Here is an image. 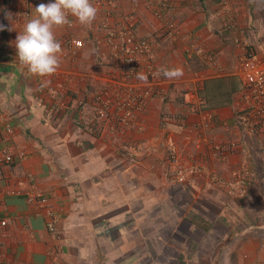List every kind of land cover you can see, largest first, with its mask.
Wrapping results in <instances>:
<instances>
[{"label": "crops", "instance_id": "1", "mask_svg": "<svg viewBox=\"0 0 264 264\" xmlns=\"http://www.w3.org/2000/svg\"><path fill=\"white\" fill-rule=\"evenodd\" d=\"M40 1L54 2L0 0V264H150L156 198L174 199L173 230L184 228L188 238L177 240L189 248L174 244L172 253L155 254L157 264H264V133L245 132L234 118L244 106L236 40L264 61V0H163L160 15L161 0H90L98 9L90 27L69 14L55 29L60 65L46 77L21 67L13 43ZM167 19L176 27L170 34ZM105 21L156 38L150 64L182 68L183 76L146 83L125 76L99 26ZM192 44L215 63L197 49L190 56ZM130 86L153 92L126 129L98 115L94 95ZM232 142L221 158L216 145ZM5 152L23 155L8 165ZM190 166L183 181L165 176ZM243 175L239 198L226 183Z\"/></svg>", "mask_w": 264, "mask_h": 264}, {"label": "built area", "instance_id": "2", "mask_svg": "<svg viewBox=\"0 0 264 264\" xmlns=\"http://www.w3.org/2000/svg\"><path fill=\"white\" fill-rule=\"evenodd\" d=\"M161 0L159 15L161 10L165 6ZM47 4V1H40L39 4ZM111 5V3H110ZM158 14V11H157ZM104 34V39L107 45L111 49L113 60L117 63V66L125 76L132 79L136 78V73L141 69H145V74L148 80L157 82L160 76L154 75L161 67L150 64V55L154 39L156 38H137L132 32V25H126L121 28H112L107 21L99 25ZM231 26V25H230ZM166 33H172L176 29L174 20L167 19L165 22ZM159 37L163 35L158 34ZM156 41V40H155ZM237 44H240L242 53L239 55L238 63L241 72V77L244 85L243 102L244 106L237 110L234 114L235 122L238 128L241 130L252 133L260 134L264 133V61L259 57L258 53L252 48L242 43L240 40H236ZM195 45H190L188 48L189 55L196 50ZM200 50L208 63H215V56L210 51ZM153 89L148 87H128L126 92L112 96L109 94L97 93L94 95V103L97 106V113L99 116L110 115L120 127L131 128L137 122V111L140 105L152 95ZM128 95V97H126ZM199 107L198 103H193V110ZM7 132L12 131L11 126L7 129ZM236 143H229L228 149L222 148L221 144L216 145L217 154L226 159L228 152L234 150ZM169 149L172 151V142H169ZM170 152V151H169ZM173 152L169 155L172 157ZM22 153L13 154L12 152H5L2 156L1 162L3 164H12L15 159L22 157ZM195 167L190 166L187 168L176 167L173 170L167 172V175L171 176L174 181H183L187 176L194 173ZM0 175L2 172L0 170ZM29 180H32V175H28ZM21 183H19L20 185ZM227 188L235 192L239 198L246 196V176H240L237 179V184L226 183ZM11 193H15L11 191ZM36 196V195H35ZM38 201L45 205L48 203L47 198L38 193ZM33 196L27 197L31 200ZM6 221L0 219V226H4ZM47 228L49 231L55 230V217L52 216L51 220L47 222Z\"/></svg>", "mask_w": 264, "mask_h": 264}, {"label": "clouds", "instance_id": "3", "mask_svg": "<svg viewBox=\"0 0 264 264\" xmlns=\"http://www.w3.org/2000/svg\"><path fill=\"white\" fill-rule=\"evenodd\" d=\"M97 12V7L90 0H54L37 5L35 15L19 31L13 42L21 67L40 77L54 74L60 65L62 52L61 44L55 37V29L69 23V14L81 25L90 27ZM2 30L4 26L0 25ZM154 75H163L169 80L179 79L183 76V69L163 67ZM136 78L145 83L148 79L143 72H137Z\"/></svg>", "mask_w": 264, "mask_h": 264}, {"label": "rangeland", "instance_id": "4", "mask_svg": "<svg viewBox=\"0 0 264 264\" xmlns=\"http://www.w3.org/2000/svg\"><path fill=\"white\" fill-rule=\"evenodd\" d=\"M169 172V171H168ZM165 176L168 180H173L172 175L169 176L167 175V172L165 173ZM172 202L170 201H160L158 198L153 199L151 201V208H150V230L148 233V237H149V252L151 258H153L152 262L150 264H157L156 262V258H155V254H157L158 252L163 254V253H172L173 250L175 249L174 247L177 245L180 247H176L177 249H181L182 252L184 251H188L189 248L187 246V243H179V241L177 239L181 238V239H186L188 238V234L185 233L186 231L184 230L183 227H181L182 231H180L181 229H176L175 231L173 230V217H174V213L172 214L169 210L168 207L170 206L172 209L174 207V209H178L179 207L174 203V199H171ZM167 207V211L166 213L164 212V207ZM164 206V207H162ZM187 217L189 219H191V216L187 215ZM179 220V219H178ZM186 222V221H185ZM183 225V224H182ZM147 236V235H146ZM157 239L165 240L167 242L172 243V246H167L165 245V247L163 245H158V241ZM176 244V245H174ZM174 246V247H173Z\"/></svg>", "mask_w": 264, "mask_h": 264}, {"label": "trees", "instance_id": "5", "mask_svg": "<svg viewBox=\"0 0 264 264\" xmlns=\"http://www.w3.org/2000/svg\"><path fill=\"white\" fill-rule=\"evenodd\" d=\"M219 80H222V79H219ZM221 82V81H220ZM219 85V84H218ZM216 94H221L223 93L222 89H221V83L220 85L215 89L214 91ZM205 101L207 102L208 101V98L207 97H204Z\"/></svg>", "mask_w": 264, "mask_h": 264}]
</instances>
